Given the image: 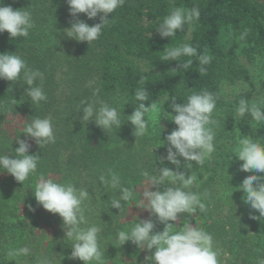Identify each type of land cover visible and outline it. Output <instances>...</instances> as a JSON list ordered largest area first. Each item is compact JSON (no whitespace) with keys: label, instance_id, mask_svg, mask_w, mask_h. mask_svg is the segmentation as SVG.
<instances>
[{"label":"trees","instance_id":"16d2710c","mask_svg":"<svg viewBox=\"0 0 264 264\" xmlns=\"http://www.w3.org/2000/svg\"><path fill=\"white\" fill-rule=\"evenodd\" d=\"M2 4L29 11L32 21L40 19L39 26L34 23L27 37L0 34V53L15 52L30 69L43 73L47 100L33 104L24 94L27 86L22 78L13 84L0 79V155L15 157L16 140L25 138L28 154L41 158L36 173L22 184L10 174L0 173V264H42L45 260L49 264H82L68 259L73 242L65 239L61 218L52 213L45 215L47 211L35 201L32 193L41 174L89 191L90 198L82 204L87 219L84 226L95 224L101 228L98 242L105 254L104 264H149L145 257L151 252L138 249L131 242L120 246L117 233L130 231L137 222L129 219L128 213L140 199L139 189L146 181L142 173L153 174L155 168L158 174L162 166L182 171L186 178H196L186 187L179 182H166L162 187H183L184 191L197 194L204 204L203 209L197 207L195 213H183L177 221L168 222L174 231L191 225L211 234L218 264H257L264 259V219L250 218L259 213L243 202V192L237 189L246 176L264 173L241 171L242 161L234 155L241 136L264 144V122L235 115L241 99L264 107V88L257 87L253 75L240 61V56L248 62L264 60V0H125L122 7L109 14L108 19H113L97 40L90 44L76 42L77 48L66 62L68 78L63 88L56 79V56L43 48L39 27L52 22L57 28L62 20L71 17L66 0H0ZM176 7L198 8L199 19L185 25L175 37L162 39L156 30L162 18ZM100 15L91 20L84 15L82 21L92 26L100 23ZM244 32L247 35L241 40ZM182 44L196 48L198 55L212 57L211 63L204 66L206 74L199 73L198 55L182 56L179 61L161 59L163 49ZM189 60V68L181 67ZM137 62L146 64L149 70H143ZM226 86L242 89L227 96ZM138 88L148 92L144 103L156 102L161 110L154 120L146 114L149 127L144 136H135L134 126L127 121L139 103L132 97ZM201 90L216 98L211 116L216 121L212 126L215 151L202 165L189 162L191 168H183L185 161L180 157V169L166 160L161 165L160 160L167 155L165 138L176 128L171 121L173 100L185 103L188 95ZM81 101L95 103L96 107L103 101L115 107L121 127L104 131L94 122L82 120ZM32 116L51 119L55 143L39 147L23 133L13 136L5 132L8 121L22 119L24 126V121ZM161 140L165 141L163 145ZM109 170L119 175L121 186L137 191L133 201L122 202L120 211L110 205L119 189L101 185L99 180L102 174L108 177ZM149 218L150 213L145 220ZM151 219L154 232L162 231L164 224L155 216ZM44 222L52 231L49 238L44 231L37 235ZM25 247L28 254L19 253Z\"/></svg>","mask_w":264,"mask_h":264},{"label":"clouds","instance_id":"9594fccd","mask_svg":"<svg viewBox=\"0 0 264 264\" xmlns=\"http://www.w3.org/2000/svg\"><path fill=\"white\" fill-rule=\"evenodd\" d=\"M125 0H66L69 7V15L77 17L84 14L91 20L100 15V23L89 26L82 20L76 19L71 26L63 30V34L76 42H91L97 40L102 34V29L111 20L109 14H113L118 7H122ZM200 11L198 8H173L168 15L162 18L156 30L160 37H175L176 33L182 31L187 24L198 20ZM34 27L31 13L27 10H13L10 6H0V34L7 32L10 38L27 37L29 30ZM247 32L241 34L243 40ZM164 55L161 59L167 61H179L182 56H197V50L190 44L180 46H169L163 49ZM200 74H206V67L212 61V57L207 54L198 55ZM192 64L189 60L181 65L187 69ZM21 74L23 76L21 77ZM23 79L25 88L24 94L30 98L33 104L45 102L47 96L43 89V73L30 69L26 61L19 55L9 52L0 53V79L9 82H16ZM40 81V83H37ZM141 84L144 83L142 79ZM11 88V87H9ZM98 91V90H97ZM95 94V93H94ZM132 97L139 103L135 105L134 111L127 116V121L134 126L135 136H144L148 131L149 121L145 119L149 114L154 120L156 114L160 113V108L156 102L144 103L148 99V92L144 88H138L133 92ZM82 115L84 121H92L97 127L104 131L112 129L114 126L121 127V121L117 109L109 106L103 101H99V107L95 103L81 101ZM216 107V98L207 91L193 92L188 95L185 103H176L173 100L172 109L174 115L171 121L176 128L166 136L167 155L160 160L163 165L164 160L171 163L176 169L181 168L178 157L183 158L188 168L192 167L189 162L202 165L206 157L215 151L213 143L215 132L213 130L214 121L211 116ZM235 115L241 119L246 115L258 123L264 122V107L258 103H251L241 99L235 109ZM23 134L35 140L39 147L55 143V135L50 118H40L32 116L31 120H25ZM238 147L234 149V155L242 161L240 170L244 172L264 173V144L259 140H253L247 136H241ZM18 147L14 149L15 157L0 155V173L10 174L16 182L22 184L30 174H35L38 162L41 159L36 154H28L29 145L25 141L16 140ZM165 141L161 140V145ZM153 174L148 171L142 173L146 178L145 188L142 189L139 206L150 213L147 220H139L130 231H119L117 233L120 246L126 242H131L138 249L151 252L145 260L149 264H218L217 252L213 250V238L211 234L196 229L188 225L180 231H174V226L168 222L177 221L180 214L195 213L197 207L204 208L200 202V197L192 192H186L183 187L191 185L195 181L194 175L185 177L184 172L170 170L167 167H160L157 174L154 168ZM101 185L112 189H119V195L110 199L111 208L121 210L122 202L133 201L135 188L121 186L119 175L109 170V175H100ZM168 182L176 185L179 182L183 187L168 186L162 187ZM155 188L152 191L150 189ZM238 191L243 192V202L259 215H250L253 220L264 219V176L248 175L243 180ZM35 201L45 211L58 215L63 222L65 239L71 240V253L68 259H75L82 264H104V253L100 249L98 234L101 228L95 224L87 225L82 204L90 198L87 189H78L72 183H58L51 178H46L43 174L38 177L35 190L32 193ZM156 219L164 224L160 232H154L155 224L151 219ZM154 250V251H153ZM28 248L19 249V253L27 255ZM42 264H49L47 260ZM257 264H264V259H259Z\"/></svg>","mask_w":264,"mask_h":264},{"label":"rangeland","instance_id":"374dc122","mask_svg":"<svg viewBox=\"0 0 264 264\" xmlns=\"http://www.w3.org/2000/svg\"><path fill=\"white\" fill-rule=\"evenodd\" d=\"M84 14H78L77 17H67L64 20L61 21V26L54 28L52 22H48L46 24H43L41 27H39V31L43 34V48L44 49H50L52 53L56 56V62L58 67L57 72V82L61 87L65 85V81L68 78L67 73V64L66 62L71 57V54L76 50L77 43L75 40L67 38L63 34V30L67 29L71 26V23L74 22L76 19L83 20ZM39 18H37V21L33 20V23H36V26H39ZM240 61L242 64L250 71V73L253 75L254 82L256 83L257 87L259 89L264 88V60L257 59L253 62H248L243 56H240ZM140 68L143 70H149L146 64L137 62ZM242 89L241 86H226L224 88V94L227 96L233 95L237 92H239ZM6 131L10 135H16L23 133V121L22 119H16L8 121L5 125ZM25 138L20 139L21 141H24ZM146 181L144 182L142 188L139 189V194L142 197V189L145 188ZM151 190V189H150ZM140 201V199H139ZM139 201L136 205L131 207L130 212L128 213V218L131 220L138 219L139 220H145L149 212L145 211L141 208H137L139 206ZM49 212H45V215H48ZM45 224H42L41 228L37 231V235L40 234L41 231H44L46 238H49L50 233H52L51 229L48 228L46 222ZM39 233V234H38ZM28 264V263H24Z\"/></svg>","mask_w":264,"mask_h":264}]
</instances>
